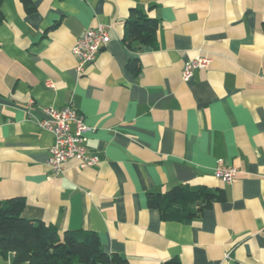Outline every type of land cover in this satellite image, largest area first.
<instances>
[{"label":"crops","instance_id":"crops-1","mask_svg":"<svg viewBox=\"0 0 264 264\" xmlns=\"http://www.w3.org/2000/svg\"><path fill=\"white\" fill-rule=\"evenodd\" d=\"M32 1L33 12L21 0L1 7L0 201L23 197V215L60 235L95 231L129 264H264V0ZM134 8L159 19L155 46L125 44ZM100 23L111 40L79 73L72 47ZM202 55L208 66L184 81V62ZM66 104L93 128L100 161L70 159L56 177L54 136L38 121ZM219 166L238 169L233 181L215 176ZM182 183L227 199L165 220L147 194Z\"/></svg>","mask_w":264,"mask_h":264},{"label":"trees","instance_id":"trees-1","mask_svg":"<svg viewBox=\"0 0 264 264\" xmlns=\"http://www.w3.org/2000/svg\"><path fill=\"white\" fill-rule=\"evenodd\" d=\"M27 12L36 6L32 0H21ZM3 0H0V25L4 21ZM264 30V22H263ZM160 21L134 8L126 20L124 42L132 47L155 46ZM134 74L140 71V62L129 63ZM227 199L226 190L205 185L177 184L166 192H149L147 200L151 207L158 208L165 220H179L198 217L211 208L215 202ZM26 201L23 197H11L0 201V255L13 254V264H129L116 252H107L101 238L95 231L85 229L65 230L62 235L57 228L42 219L23 215ZM163 264H180L171 258Z\"/></svg>","mask_w":264,"mask_h":264},{"label":"built area","instance_id":"built-area-1","mask_svg":"<svg viewBox=\"0 0 264 264\" xmlns=\"http://www.w3.org/2000/svg\"><path fill=\"white\" fill-rule=\"evenodd\" d=\"M110 25L100 23L88 28L79 37L72 47V52L78 58L77 71L83 72L86 65L93 62L99 52L110 42ZM207 55L187 59L182 68V79L189 81L197 69H204L210 63ZM264 77V73L262 74ZM53 86L52 81H48ZM42 128L53 133L54 142L50 148L47 163L53 175L60 177L65 171V163L70 159H76L81 168H87L99 163L97 152L89 148L87 144L88 133L93 130L86 121L84 115L71 104H66L60 109L53 107L44 108V116L39 119ZM222 161L220 160L219 163ZM238 169L236 167H217L215 176L226 182L235 178Z\"/></svg>","mask_w":264,"mask_h":264}]
</instances>
